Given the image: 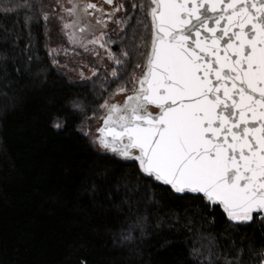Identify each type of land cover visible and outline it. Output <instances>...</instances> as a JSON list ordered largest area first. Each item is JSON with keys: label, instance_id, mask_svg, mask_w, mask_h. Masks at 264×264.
<instances>
[{"label": "snow or ice", "instance_id": "obj_1", "mask_svg": "<svg viewBox=\"0 0 264 264\" xmlns=\"http://www.w3.org/2000/svg\"><path fill=\"white\" fill-rule=\"evenodd\" d=\"M55 2L59 12L51 15L47 5L25 6L42 13L46 35L54 17L69 43L85 51L98 45L116 65L110 75L117 86L99 105L103 123L93 142L134 164L139 178L151 181L149 189L163 187L185 201L202 223L214 225L218 209L232 227L264 229V0ZM39 19L29 16L25 23ZM109 22L131 30L130 51L122 48L117 55L108 48ZM125 219L121 245L151 236L146 211ZM193 224L188 217L183 227L191 233ZM196 236L207 240L206 252L195 247L197 241L190 251L203 258L201 264H241L243 249L229 259L211 231L197 230ZM249 250L264 262V245L256 250L249 243Z\"/></svg>", "mask_w": 264, "mask_h": 264}, {"label": "trees", "instance_id": "obj_2", "mask_svg": "<svg viewBox=\"0 0 264 264\" xmlns=\"http://www.w3.org/2000/svg\"><path fill=\"white\" fill-rule=\"evenodd\" d=\"M37 2L52 7L54 0L0 3V264H201L190 255L194 241L206 252L197 230L211 231L229 259L243 249L241 264H264L249 250L264 245L259 224L232 227L218 209L214 225L202 223L185 201L149 189L134 164L93 144L87 127L117 85L75 82L53 62L42 13L25 6ZM29 16L39 22L26 24ZM123 26L108 44L117 55L130 51ZM145 211L151 236L121 245L125 218ZM188 217L191 233L183 227Z\"/></svg>", "mask_w": 264, "mask_h": 264}, {"label": "rangeland", "instance_id": "obj_3", "mask_svg": "<svg viewBox=\"0 0 264 264\" xmlns=\"http://www.w3.org/2000/svg\"><path fill=\"white\" fill-rule=\"evenodd\" d=\"M67 5V0H61ZM46 5V4H44ZM46 11L51 15L53 12H59L56 2L54 0L52 7L47 5ZM64 15L66 21H70L71 17L67 16L66 13H60ZM119 18V17H118ZM48 33H47V44L52 55V59L55 60V64L64 69L67 75L75 82H87L93 81L96 82L99 79L106 80L111 78L110 69L116 67L113 61H110L107 57V52L104 48H100L98 45L94 46L89 44L88 51H85L83 47L73 45L69 43L67 36L64 35V32L61 30L62 25L58 19L54 17L47 22ZM123 25L117 26L112 22L108 23L106 29L105 39L111 38V41L115 36L119 35L123 30ZM116 29L115 32L112 30ZM71 31V30H69ZM99 35V33H95ZM87 39L92 38V34H85ZM56 49L57 51L53 52L52 50ZM95 72V75L93 74ZM109 97V96H108ZM108 99V98H107ZM120 97H116V101H120ZM103 115V110L99 109L97 113L91 118V121L87 127L88 133L91 135L92 142L99 135L97 129L102 124V119L100 117ZM93 144L100 148L97 143ZM101 149V148H100Z\"/></svg>", "mask_w": 264, "mask_h": 264}, {"label": "water", "instance_id": "obj_4", "mask_svg": "<svg viewBox=\"0 0 264 264\" xmlns=\"http://www.w3.org/2000/svg\"><path fill=\"white\" fill-rule=\"evenodd\" d=\"M102 123H103V121H102ZM101 126H102V124H101ZM101 126H100V127H101ZM108 152H109V151H108ZM110 153H111V152H110Z\"/></svg>", "mask_w": 264, "mask_h": 264}]
</instances>
